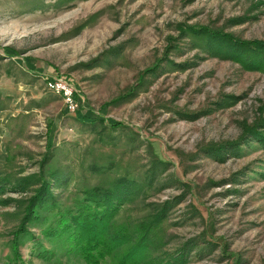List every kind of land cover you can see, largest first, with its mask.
<instances>
[{
	"label": "rangeland",
	"instance_id": "rangeland-1",
	"mask_svg": "<svg viewBox=\"0 0 264 264\" xmlns=\"http://www.w3.org/2000/svg\"><path fill=\"white\" fill-rule=\"evenodd\" d=\"M258 59L264 0H0V264H86L87 205L130 264H264Z\"/></svg>",
	"mask_w": 264,
	"mask_h": 264
},
{
	"label": "trees",
	"instance_id": "trees-1",
	"mask_svg": "<svg viewBox=\"0 0 264 264\" xmlns=\"http://www.w3.org/2000/svg\"><path fill=\"white\" fill-rule=\"evenodd\" d=\"M258 61L263 65L261 66L264 67V62L261 59H258ZM44 183L45 182H43V185ZM41 188L38 189L37 194L33 196L27 204L25 211L26 216H24V218L26 217L25 221L38 215L36 206L38 205ZM75 214H77V216H74L76 225H70L68 237L71 239V246L78 252L83 262L86 264H98L99 260L107 258L108 264H130L128 251L134 249L135 246L133 244L126 248V252L112 253L111 242H113V239L110 236L107 238L104 234V227L106 226L105 221L108 214L106 209L99 206L90 208V206L87 205L85 209ZM25 229L26 228L23 226L19 227V231H24ZM115 237L116 236L113 238ZM140 237L139 242H141V240L145 242L150 238L147 231L142 232ZM10 250L12 252L10 264H26L19 254L17 235L11 240Z\"/></svg>",
	"mask_w": 264,
	"mask_h": 264
},
{
	"label": "built area",
	"instance_id": "built-area-1",
	"mask_svg": "<svg viewBox=\"0 0 264 264\" xmlns=\"http://www.w3.org/2000/svg\"><path fill=\"white\" fill-rule=\"evenodd\" d=\"M46 80V89L57 94L61 98L67 111L74 112L77 104L74 99L73 87L62 78H50Z\"/></svg>",
	"mask_w": 264,
	"mask_h": 264
}]
</instances>
